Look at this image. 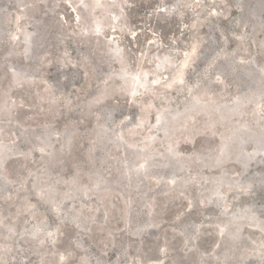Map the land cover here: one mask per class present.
<instances>
[{"label": "rangeland", "instance_id": "rangeland-1", "mask_svg": "<svg viewBox=\"0 0 264 264\" xmlns=\"http://www.w3.org/2000/svg\"><path fill=\"white\" fill-rule=\"evenodd\" d=\"M0 264H264V0H0Z\"/></svg>", "mask_w": 264, "mask_h": 264}]
</instances>
